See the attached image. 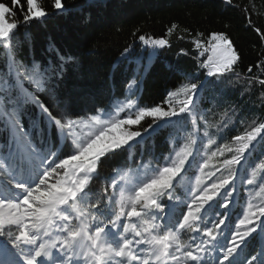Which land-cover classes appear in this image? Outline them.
<instances>
[{
	"label": "snow or ice",
	"instance_id": "1",
	"mask_svg": "<svg viewBox=\"0 0 264 264\" xmlns=\"http://www.w3.org/2000/svg\"><path fill=\"white\" fill-rule=\"evenodd\" d=\"M51 6L67 11L62 0ZM48 17L42 0H0V264H264V117L248 123L231 107L209 119L227 88L264 89V59L247 69L261 76L241 84L228 34L196 33L201 75L170 66L172 88L143 106L142 83L178 25L161 37L137 30L120 53L135 64L121 81L124 101L84 111L97 96L62 93L71 55L49 45L52 62L24 57L30 26ZM152 137L157 151L146 147ZM117 157L123 165L102 175Z\"/></svg>",
	"mask_w": 264,
	"mask_h": 264
},
{
	"label": "trees",
	"instance_id": "2",
	"mask_svg": "<svg viewBox=\"0 0 264 264\" xmlns=\"http://www.w3.org/2000/svg\"><path fill=\"white\" fill-rule=\"evenodd\" d=\"M5 2L10 3V0ZM62 2L67 11L56 12L51 6L52 0H42L49 17L30 26L28 50L24 57L26 60L52 62L56 59V53L49 51V45L59 49L64 55H71L74 58V65L66 67L62 93L64 95L90 93L97 96L93 102L83 104L84 111L91 108L92 103L108 107L124 101L121 81L124 76L131 75L135 64L121 62L120 53L124 47L133 44L135 38L132 33L137 30H139L137 35L161 37L166 34L171 24L178 25L168 37L170 46L160 50L152 72L142 83L136 97L140 105L159 103L165 91L172 88L174 74L169 71L170 66L201 75L197 68L199 53L192 43L193 37L199 32L206 35L212 31L228 34L242 56L236 69L242 76L241 84L243 79L261 76L260 69L253 67L252 73H248L247 69L264 59L261 56L264 52V41L248 27L241 8H248L254 26L264 31V0H232L231 5L225 0H62ZM18 18L22 19L19 16ZM185 28L189 29L191 34L184 32ZM19 31L26 33L29 28H21ZM134 48L136 54L142 52L138 39L135 40ZM181 49L187 55H184ZM2 55L3 53H0V56ZM219 99L221 106L216 107L215 115L210 116V120L218 121L225 108L231 107H235L238 115L245 118L248 123L254 118L264 117V89L258 83L246 92L240 86L235 89L227 88L226 95ZM224 134L230 137L236 133L225 129ZM159 146L160 141L157 137L148 139L146 145L148 150L157 151ZM137 151L136 147L129 150L128 163L132 167L141 162ZM139 151H145V146L142 145ZM150 158L146 155L143 160L147 162ZM122 165L120 157L107 160L101 169L102 175ZM191 179L194 182V176ZM236 199L240 204L244 203L240 193H237Z\"/></svg>",
	"mask_w": 264,
	"mask_h": 264
},
{
	"label": "rangeland",
	"instance_id": "3",
	"mask_svg": "<svg viewBox=\"0 0 264 264\" xmlns=\"http://www.w3.org/2000/svg\"><path fill=\"white\" fill-rule=\"evenodd\" d=\"M122 115V114H121Z\"/></svg>",
	"mask_w": 264,
	"mask_h": 264
}]
</instances>
